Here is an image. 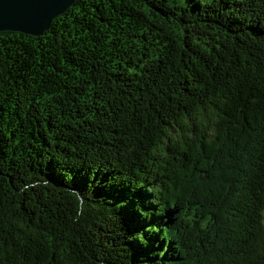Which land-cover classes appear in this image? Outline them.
<instances>
[{
    "label": "trees",
    "instance_id": "obj_1",
    "mask_svg": "<svg viewBox=\"0 0 264 264\" xmlns=\"http://www.w3.org/2000/svg\"><path fill=\"white\" fill-rule=\"evenodd\" d=\"M264 0H74L0 31V264H264Z\"/></svg>",
    "mask_w": 264,
    "mask_h": 264
},
{
    "label": "water",
    "instance_id": "obj_2",
    "mask_svg": "<svg viewBox=\"0 0 264 264\" xmlns=\"http://www.w3.org/2000/svg\"><path fill=\"white\" fill-rule=\"evenodd\" d=\"M74 0H0V31L42 34Z\"/></svg>",
    "mask_w": 264,
    "mask_h": 264
},
{
    "label": "rangeland",
    "instance_id": "obj_3",
    "mask_svg": "<svg viewBox=\"0 0 264 264\" xmlns=\"http://www.w3.org/2000/svg\"><path fill=\"white\" fill-rule=\"evenodd\" d=\"M263 220H264V217H263Z\"/></svg>",
    "mask_w": 264,
    "mask_h": 264
}]
</instances>
